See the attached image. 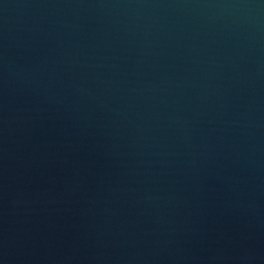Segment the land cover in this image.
Returning a JSON list of instances; mask_svg holds the SVG:
<instances>
[{
	"label": "water",
	"instance_id": "obj_1",
	"mask_svg": "<svg viewBox=\"0 0 264 264\" xmlns=\"http://www.w3.org/2000/svg\"><path fill=\"white\" fill-rule=\"evenodd\" d=\"M0 264H264V0H0Z\"/></svg>",
	"mask_w": 264,
	"mask_h": 264
}]
</instances>
